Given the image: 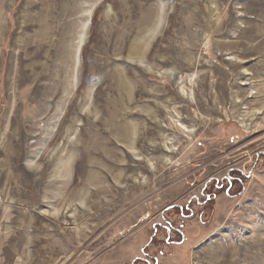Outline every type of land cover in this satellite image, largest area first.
Returning a JSON list of instances; mask_svg holds the SVG:
<instances>
[{
    "label": "rangeland",
    "instance_id": "1",
    "mask_svg": "<svg viewBox=\"0 0 264 264\" xmlns=\"http://www.w3.org/2000/svg\"><path fill=\"white\" fill-rule=\"evenodd\" d=\"M0 264H264V0H0Z\"/></svg>",
    "mask_w": 264,
    "mask_h": 264
},
{
    "label": "bare ground",
    "instance_id": "2",
    "mask_svg": "<svg viewBox=\"0 0 264 264\" xmlns=\"http://www.w3.org/2000/svg\"><path fill=\"white\" fill-rule=\"evenodd\" d=\"M179 123V122H177ZM181 128H183L184 130L186 129L185 126L181 125L180 123L178 124ZM128 131V130H127ZM127 133V132H126ZM128 141H130V138L127 139ZM171 150V149H170Z\"/></svg>",
    "mask_w": 264,
    "mask_h": 264
}]
</instances>
